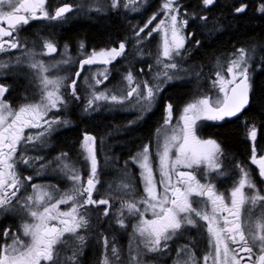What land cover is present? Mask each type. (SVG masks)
Returning a JSON list of instances; mask_svg holds the SVG:
<instances>
[{"label":"flooded vegetation","instance_id":"obj_1","mask_svg":"<svg viewBox=\"0 0 264 264\" xmlns=\"http://www.w3.org/2000/svg\"><path fill=\"white\" fill-rule=\"evenodd\" d=\"M77 1L78 0H45L44 8L50 15H55L56 10L65 4L71 6V11L69 14L55 20L45 18L33 19L30 14L24 13L22 11L18 13V15H27L29 23L17 25V30L13 32L11 37L5 36L2 38V41L4 42V50L0 51V64L7 66L0 69V86H4L7 89V91L3 94V100L5 104L14 111H18L19 108L25 104L39 103L43 98V78L45 76L51 79H58L61 82L60 94L65 100V103L59 106V110L52 109L49 111L46 117V119H51L54 117L59 121V123L53 124L52 129L45 132V134L39 139L35 140L34 143L22 142L21 145L18 146V163L16 167L18 175L22 179V186L14 197L11 196L13 189L7 188L6 186L4 188H0V198H4L7 195V198L11 200V203L7 204L3 208H0V250H2V246L5 243L11 244L13 235L17 236L24 242L25 235L23 225L26 222L28 223V220L31 221V218H33L30 215L28 208L24 206L26 204L32 206L27 199L31 195L27 196L26 194L29 190L35 189L37 193L41 190L50 192L53 194L54 200L59 199V197L65 193H75L76 201L80 203L87 198V193L85 192L83 195H80L79 190L81 185L83 187H87V180L91 175V158L88 148L92 149L96 158V177L98 180V183H96L95 189L92 193V198L96 201L106 199L104 198L105 194L102 193V190L105 186L108 188L109 183L107 184L108 186L105 185V178L110 180H118V182L122 185H129L128 189H125L127 192H129L127 194L130 196V193L135 191L134 184L136 179L139 180V171L131 161L137 153L143 151L146 145L150 146V150L152 152L156 141V134L165 121L164 117L167 114L165 109L169 103L166 101V99L161 101L160 97L154 104L153 108L144 112L142 117H137V113L133 111H120L119 109H115L117 107L105 106L104 104L98 102H94L93 105L89 107L88 96L91 94H97L102 88L101 84H103V81L101 80L102 75H99L100 70L108 73L106 83L108 89L110 90H115V84L117 83L118 78L124 74L121 71L127 72L131 70L129 68H127V70L125 69L126 66L122 59H119V56L110 63L98 62L91 65H84L83 69L81 70L80 61L87 58L88 56H91L93 50L100 52L101 50H108L112 48L118 49L120 44L124 41L118 43L110 42L106 44L108 46L103 47L104 44L102 43H90L85 37L76 36V30L80 28L82 26L81 24L84 22H82L81 19L77 21H69L66 20V17L74 12V8H78V10L82 8V6L78 7L76 5ZM87 1L90 2L91 0ZM108 1L101 0L99 4L96 5L100 10H107L103 13V15L105 13L129 14L128 16L133 19V25L137 27H144L147 21L154 14L163 11L162 5L165 2V0H137L135 5L130 3L128 7L125 8V1H123L121 3L119 2V6L114 9L112 7V0ZM231 1L232 0H214V3L211 6L205 7L202 3V0H197V4L193 5L189 4L187 0H176V4L179 6V16H181V19L183 18L187 20V25H183L187 42L186 48H190L188 47L190 43L193 46L199 45L201 43V39L193 37L195 33L194 31L196 30L201 29L203 31H201V35L210 36V40L217 33H219L214 31L213 33L208 34L204 31L211 25L216 26V12L221 8L223 9V7L224 9L230 7ZM79 3L82 5V0H80ZM240 7L242 6H239L238 8ZM3 8L4 10H10L5 5ZM134 8H136L138 11L131 13L130 9ZM236 9L237 8L233 10V14H241L245 11V7L243 12H237ZM195 10H197V13ZM258 12H261V8L258 10ZM128 16L125 17L129 18ZM201 17H207V19L202 20ZM134 19H136V21ZM152 23L154 24L155 22L153 21ZM0 24H2L4 30H9V25L6 20L0 22ZM17 36L19 38L20 46L16 49L9 48L7 41L14 39ZM152 40L154 39H149L148 41L150 42ZM49 41L56 46L57 50L55 52L49 53L44 47L45 43ZM82 44L83 48H81ZM230 52V50L226 52V54L223 56L224 59L228 57ZM123 55L124 54L122 53L121 56ZM196 57L195 62L197 59ZM98 59L101 60L100 58ZM216 60L217 59L214 57L213 53H211L209 56L202 58L201 61L197 63L198 67L197 72L195 73H212V75L209 76L210 86H212L211 81L215 68L214 62H216ZM127 61L130 65H132L131 55L128 56ZM252 61L253 57L250 56L248 66L250 73H253ZM33 62L43 63L46 71H42L40 68H33L31 66ZM144 64H146V62ZM144 64L142 73L147 72V70H144ZM77 72H79V77L76 75ZM97 79L102 81L99 83L100 86H97ZM73 81H75L76 95H73ZM92 82H95L94 87H91V84L88 85V83ZM183 82L190 83V81ZM250 84L251 92V77ZM192 87L193 93L197 91L193 85ZM208 92L210 93V90ZM208 92H204L202 94H206ZM187 103L183 104L182 106L186 105ZM182 106L181 104H178L176 107L173 106L172 115H176ZM155 110H159L160 117L158 122L155 123L152 128V136L148 139L147 132L149 133V124L145 127V131H147L146 137L141 136L138 130L141 129V125L144 126L148 117ZM245 110L231 118L225 117L223 120L201 121L195 126L197 138L202 140H215L212 134H208V137L200 134V131L204 126H207L209 130H212L210 128L211 126H219L225 121L230 122L239 120L240 123H247V121L241 116ZM11 119L12 117H8L9 122ZM249 124V127L244 128V135L250 142L251 146L248 155L245 157V161L241 163L239 159L230 160L222 152L220 154L219 160L222 164V171L224 172V175H221V179H218L215 183H213L219 190L231 188L241 179L242 175H239V172L241 171L240 166H243V168L247 170L249 177L252 179L255 185V188L258 190L263 189L264 177L260 175L258 165L252 163V157L254 150L257 159L264 157V150H261L260 146H258V150H261L259 152L255 147L252 146V144L257 140L258 127L251 123ZM44 127L47 128V125ZM253 127L256 131L255 140H252L249 137V132ZM41 131V128L28 127L24 129V134L25 136L36 137ZM137 133L138 135L136 136ZM86 135L93 137L94 142H86L84 139ZM60 141L72 142L67 148H61L60 146L56 145ZM120 141H129V144L120 146ZM174 150L176 149L173 148L172 151ZM120 153H125L124 158L122 157L123 159L119 158ZM63 154L67 155L65 156ZM21 155L29 159L31 163L23 166V161L19 160ZM58 157H60V159H58ZM65 162L68 164L69 168H74L76 174L80 175L81 180L79 182H74L73 180L69 179L70 172L69 169L64 167ZM108 164H115L113 167L118 169V173L112 174L110 172H106L105 167ZM180 171L190 172L195 175L197 179V176L193 170ZM38 172L42 173L40 177L35 175L39 174ZM29 176L31 177V180L27 181L26 179H23L24 177ZM121 176L125 177L126 179L129 178L130 183H126L124 181L121 182ZM132 177H134L135 182H131ZM180 179V177L176 175L173 177L172 175V183L184 188L185 184H177V181ZM33 186H35V188ZM114 191L115 192L112 193H116V196L119 198L121 194L116 191V188ZM54 200L48 201V203H52ZM262 202H264L263 199L256 200L255 203L250 201L248 204L249 209L245 208L244 213L241 211V223L244 225V231L246 237L249 238V240H251V237L248 235L249 231L256 233L257 235L261 234V229L258 225L264 221V214H258V205L256 203L260 204ZM194 205L196 204L194 203ZM94 206L95 207L90 206V208L81 207V213L86 219H88V217H90L92 214L97 217L99 215L102 216V205L97 204ZM221 215L222 217H228L230 220L232 219V216H230L227 212H224ZM111 216L113 218L112 227L116 233V236L112 238L110 244L111 254H114L113 248L116 249V254H114V256H116L118 255L119 250L122 253V248L124 247L123 254L127 256L129 264H131V256L129 257V253L127 252L126 248L128 244L127 234L130 231V227H132L131 221L128 220V218L122 219L124 223L123 226H121V224H119V216V219L117 217H115V219L112 214ZM194 218L197 221L196 227L189 225L185 228H182L179 231L181 232V235L175 237V239H177L175 245H173L172 241L169 240L167 241V248L157 252H161L162 256L159 264H172L173 262L176 263L178 260H188L189 256L194 257L196 264H213V253L207 262L204 261V257L211 253V251H214V249L210 247L209 242L211 237L208 232L206 222L202 221L199 217L194 216ZM50 223L56 224L57 222L52 221ZM223 224L224 221L221 218L220 225L223 226ZM196 229H198L200 233H196ZM6 230H9L10 232V235L7 238L4 235ZM67 236L69 235H66L64 238ZM102 237L109 239L111 235H108L107 233V236L103 235ZM26 240L27 244L30 243L31 237L26 236ZM67 240H70V237L56 246L58 251V264H69V260L75 255L72 254L68 257V260L64 259L63 262L61 261L60 248ZM138 243L141 247L140 252L144 256H146V254L155 255L146 252L144 249V244H140V240H138ZM195 243H198L199 245L201 243L202 247L198 248ZM259 243V240H257L253 245L254 254L251 257V260L249 259V254L247 252L240 251L237 244H232L229 241V247L236 249L237 259L240 260V264H254L257 256L261 254ZM121 244H123V247H121ZM181 249H184V251L181 252ZM87 250L88 248H86L84 243L82 249H78L76 252L78 255L74 264H84L83 260ZM100 255L101 250L97 249L95 264H97V259L100 257ZM99 263L100 262H98V264ZM137 263L142 264L139 252H137L135 264ZM41 264H51V262L41 261ZM189 264H192V261H189Z\"/></svg>","mask_w":264,"mask_h":264},{"label":"snow or ice","instance_id":"obj_2","mask_svg":"<svg viewBox=\"0 0 264 264\" xmlns=\"http://www.w3.org/2000/svg\"><path fill=\"white\" fill-rule=\"evenodd\" d=\"M120 0H112V7L115 9L119 6ZM137 0H125L124 7L136 4ZM205 7L214 3V0H202ZM45 0H0V22L7 21L9 30H4L0 24V51L4 50V42L2 38L5 36L11 37L13 32L17 30V25L28 24L29 19L27 15H18L20 12L30 14L33 19H60L66 12L71 11L70 6L60 7L56 10L55 15H50L44 8ZM7 5L8 9L4 10L3 6ZM164 18L147 35H151L152 31L163 29L165 34L164 46L162 56L165 60L170 61L164 67L175 69L178 65L171 62L174 56L181 55V49L184 48L186 37L182 35L181 25H187L186 19H178L179 6L176 0H165L162 5ZM99 10V9H97ZM133 10H137L134 8ZM237 12H243L244 7L236 9ZM264 11V5L261 7ZM159 13L154 14L136 33L137 36L144 32L145 29L157 19ZM206 20L207 17H201ZM169 32L171 39L169 40ZM199 43V42H197ZM8 47L16 49L20 46L18 36L14 39L7 41ZM44 47L49 53L55 52L56 46L52 42H46ZM83 48V44L81 45ZM125 50V44L121 43L119 49L112 48L108 50H101L96 52L93 50L91 56L80 61L81 70L84 65H91L98 62L110 63L120 56ZM240 53L238 57L231 60L227 67V74L231 79H226L222 72H217V81L214 83L219 84V91L223 94L222 99L217 98L215 102H211L209 98H202L196 102L189 103L183 109V126L176 125L172 129V133L164 142L162 151L158 149L157 155L159 156V172L161 176L160 185L163 187V193L157 191L156 181L153 176L152 162L149 156L150 146L146 145L142 153H138L137 157H133V162L138 164L142 169L141 175L145 182L144 192L145 198L136 201L130 200L126 203L130 213H140V223L136 227V231L145 237V246L149 251H159L167 248V241L171 240L183 228L184 225L197 226V221L194 218L199 217L207 223L208 232L210 234V247L214 249L213 264H240L237 259L236 249L229 247V241L232 244H237L239 250L247 252L251 260L253 253V245L259 240L260 252L254 264H264V221L258 226L261 229V234L257 235L249 231L251 240L246 237L244 225L241 223V207L245 202L246 194L243 191L245 187L254 188L255 185L249 177L247 170L240 166L242 177L239 180V185L234 187L231 191V206L225 203V196L216 190V186L211 182L207 184L200 183L195 175L190 172L178 171V166L184 168H191L193 165L199 166L201 163H207L210 170L215 171L217 175H224L222 171V164L219 156L222 152L220 145L212 139L202 140L198 139L195 131L196 121L200 119L206 120H223L225 117H232L239 113L249 102L250 72H249V59L250 55L244 49H238ZM98 58H105L99 60ZM7 65L0 64V69ZM33 68H40L46 71L43 63L33 62ZM79 77V72H77ZM104 79H107V75ZM169 79L173 77L168 72L163 73ZM126 79L129 84H133V76L130 72ZM97 79V83H101ZM60 81L58 79H51L45 76L43 78V98L39 103L25 104L14 111L3 100V94L7 91L6 87L0 86V188L13 189L11 196H16L22 186V179L17 172V151L18 146L22 142L34 143L35 140L42 137L45 132L52 129V125L59 123L56 118L46 119L48 112L52 109L59 110V106L65 103L62 95L60 94ZM146 89H140L139 84L130 87L127 92V97L131 98L136 95L138 100H146L150 107L155 100L158 92L161 91L159 85L152 86L148 83L143 85ZM73 95L75 92V81H73ZM78 98V97H77ZM125 97L111 95L106 96L104 93L93 95V99L89 100L88 105L91 107L94 101L97 100H111L112 102L122 103ZM166 119L165 123L171 122L173 106L169 103L166 106ZM8 117H12L8 121ZM47 125V128L44 126ZM41 128L42 131L36 137L25 136L24 129ZM249 137L255 140L256 131L253 127L249 132ZM85 141L94 142V138L86 135ZM176 149L175 158L170 157L171 150ZM91 158V175L87 180V187L81 185L80 195L87 193V198L82 203H74L70 211H60L59 205L66 204L69 201H75V193H65L59 199H55L50 192H42L38 197L29 196L27 199L32 206L24 205L28 208L30 215L34 218V223H25L23 225L24 235L31 237V242L25 244L17 236H12L11 244L5 243L0 250V264H41V261L51 262V264H58V251L56 246L61 243V238L65 233H76L78 229L87 226V219L79 212V208L85 205H104L108 204L107 199L96 201L92 198V193L98 183L96 177V158L91 148H88ZM67 155V154H63ZM60 159V157H58ZM25 164H30V160L24 156H20ZM252 163L257 164L259 167L260 175L264 177V157L257 159L255 150L252 157ZM64 167L69 169V179L74 182L81 180L80 175L76 174L74 168H69L65 162ZM181 179L177 184H185L181 188L172 183V175ZM186 178V179H185ZM23 179L31 180V177H24ZM35 188V186H33ZM122 187L128 188L129 185L123 184ZM170 193V195H169ZM206 197L211 204V214L208 211L201 210L193 207V201L189 199L190 196ZM46 198V199H45ZM258 199H264L258 193L252 197V202L255 203ZM48 203V201H53ZM11 203L7 198H0V208L5 207ZM145 205L143 211L140 210L139 205ZM42 208V210H41ZM149 209L152 210L153 219H144V213ZM227 212L232 219L222 217V213ZM108 209L104 210V215H108ZM184 214V215H181ZM194 214V216H193ZM223 219L224 224H219L220 219ZM50 221H56V224H51ZM123 226V220L119 221ZM7 238L10 235L9 230L4 233ZM83 240V237H78ZM162 241L164 242L162 245ZM181 252L184 249L180 250ZM113 253L116 254V249L113 248ZM179 256V253H178ZM212 256L209 253L204 257L207 262ZM196 264L194 257L189 256L188 260H178L177 264ZM104 264H109L106 258Z\"/></svg>","mask_w":264,"mask_h":264},{"label":"rangeland","instance_id":"obj_3","mask_svg":"<svg viewBox=\"0 0 264 264\" xmlns=\"http://www.w3.org/2000/svg\"><path fill=\"white\" fill-rule=\"evenodd\" d=\"M100 1L101 0H91L90 2H88L87 0H82V5H81V3H79L80 0H78L76 5L78 7L82 6V8L80 10H78V8H74V12L71 13L70 15H68L66 17V20H69V21H77L80 19L81 20H87L88 17L86 15L89 16V15L93 14L94 12L99 13V14H103L107 10H105V9L97 10L98 8L96 6L97 4H99ZM123 1H125V0H120V3ZM5 6L7 7V5H5ZM130 10H131V13L138 11V10H133V9H130ZM177 15H178V19H181V16H179L178 13H177ZM163 18H164V12L161 11L159 13V15H157V19L154 20L155 23L154 24L152 23L153 25L151 24L150 26H148L144 32L140 33L139 36H137L136 33L143 26L137 27V26L133 25L131 27L132 28L131 29L132 30L131 35L130 36H129V34L126 35V40L123 42L125 44V51L123 52L124 55L119 56V59H122L123 63L126 66L125 69L127 70V68H129L131 71H127V72L121 71L124 74H122L118 78L117 83L115 84V90L108 89L106 79H104V75H102L101 80L103 81L102 82L103 84H101L102 88L98 93H104L106 96H111V95L123 96V97H125L123 102L118 103V102H112L111 100L94 101V102L102 103L105 106L117 107L115 109H119L120 111H126V112L127 111H133V112L137 113V117H142L144 112H146L147 110H151L153 108L154 104L158 101L162 91L164 90V88L167 85L172 84V83H176V82L190 81V83L194 86V88L197 89V91H195L192 94L191 100L186 105L182 106V108L177 112L176 115L171 116V122L169 124H166L164 121V124L160 127V129L158 130V132L156 134V141H155L152 152L150 150L149 156H150V159L152 162L153 176H154L155 181H156L157 191L160 193H163V187L160 185L161 176H160V172H159V156L157 155L158 149L162 151L166 138L171 135L172 129L176 125H180L181 127L183 126V120H182L183 109L189 103L196 102L202 98H209L211 102H215L217 100V98L222 99L223 94L219 91L220 86L218 83H214L217 81L216 73L222 72V74L225 76L226 79H231V77L227 74V67L229 66L230 61L235 59L236 57H238L240 54L238 52V49L235 48L233 51L230 52V54L228 55L227 58L224 59V57L221 56L217 59L216 62H214L215 68H214V74L212 76V81H211L212 86L209 85V79H210L209 76H211L212 73H195V72H197V67H198V64L195 62V57H196L195 52H194L195 50L192 48H186V46H187L186 40H185L184 48L181 49L182 54L179 56H174L173 60L171 61V62L176 63L178 65V67L175 69H171V68L166 69L164 67V65L166 63H169L170 61L165 60L162 56L164 40H165L164 30L161 29L158 31H152V34L150 36L147 35V33L149 31H151L153 28H155V26ZM215 27L216 26L211 25L208 29L205 30L206 33L209 34V33H213L214 31H218V27H216V29H215ZM181 28H182V35H184L186 37L183 25H181ZM168 38H169V40L171 39L170 32H169ZM149 39H154V40L149 42L148 41ZM130 55L132 56V65H130L127 61L128 56H130ZM100 59L103 60L105 58H100ZM224 60H226V61H224ZM145 62H146V64H144ZM143 64H144V70H147L146 73H142L143 72ZM248 66H249V63H248ZM139 69H142V70H139ZM130 72L132 73V76H133V84L132 85H130L129 81L126 79L127 75ZM164 72H168L169 75L172 76L173 78L169 79L167 76H164L163 75ZM99 73H104L105 75L108 76V73H105L102 70H100ZM251 74L252 73H250V77L252 76ZM145 83H148L152 86L159 85V87L161 88V91L157 93L156 98L152 102L150 107L148 106V102L146 100H138L136 95H133V97H131V98L127 97V92L129 91L130 87L135 86V84H139L140 89L142 91H144V93L146 95V89L143 88V85ZM89 84H91V87L95 86V82L88 83V85ZM97 86H100V84H98ZM209 90H210V93L208 92ZM204 92H208V93L202 94ZM92 99H93V94L88 96V101L92 100ZM166 115L164 117L165 119H166ZM205 120L206 119L197 120L196 124H199L201 121H205ZM142 152L143 151H141L139 153H142ZM137 154L135 155V157H137ZM175 155H176V150H174V151L171 150L170 157L172 159H174ZM219 158H220V156H219ZM131 162L137 167V169L139 171V180L136 179V182H135L134 177H132V180H131V182H135V184H134L135 191H132V193H130V196H129V194H127L129 192H127V190H126L128 188L125 189L124 187H122V184H120L118 182V180H110V179L105 178L104 179L105 185H107L109 183V187L106 188V186H105L102 190V193L105 195H106V193H108L110 196H112V199L115 202V204L113 205L111 210H110L109 204L102 205V208H103L102 213H101L102 216L99 215L97 217L94 214L90 215V212H89L90 217H88V219H87V221H88L87 226L78 229L76 233H65L64 234V236L61 238V241L63 242L64 240H66L69 237H70V240H67L64 243V245L61 246V248H60V251H61L60 259L62 262L64 261V259L68 260V257L70 255L75 254L74 257L69 260L70 261L69 264H74L76 262L77 255H78V253H76L77 250L82 249L83 244L85 243V246L88 249L90 247H92L94 250H96V249L101 250V255L97 259V264H98V262H100L99 264H104V261L106 258L108 259L109 264H129L127 256L125 254L121 253L120 250L118 252V255H116V256H114V254H111L110 244H111L112 238L116 236V233L112 227V221H113L112 216L110 215L109 217L104 218L106 216V215H104V210L108 209V210H110V212L112 213L114 218L115 217L118 218V216H119V218H120V219L118 218L119 221L121 219H127V218H128V220L131 221L132 227H130V231L127 234L128 235L127 236L128 244L126 247L127 252L129 253V257L131 256V261H132L131 264L136 263L137 252H139V254H140L142 264H159V261L162 258L161 252L157 253L158 251H149L148 248L145 246V237H142L136 231V227L140 223V220H141L140 213L139 212L130 213L128 208L126 207V203L128 201H130V200L139 201V200L145 198V196H146V194L144 192L145 182H144V179L141 175L142 169L139 167L138 164L133 162V159ZM22 165L25 166L27 164L24 163ZM113 165H115V164H112V165L108 164L105 167V171L110 172L112 174L113 173L117 174L118 169L114 168ZM120 166H121V164H120ZM53 170H54V168H53ZM177 170L178 171H180V170H193L197 176L198 181L202 184H207L209 182H211L213 184L218 179H221V175H217V173L215 171L210 170L207 166V163H201L199 166L193 165V167H191V168H184L182 166H178ZM38 173L39 174H35V175L37 177H40L42 173H40V172H38ZM239 175L240 176L242 175L241 171L239 172ZM173 177H175V173H173ZM27 181H29V180H27ZM120 181L130 183L129 178L126 179L123 176L120 177ZM238 185H239V181L237 183H235L234 186H232L231 188H228V189L219 190L216 188V190L219 193L224 194L225 203L228 204L229 206H231V195H230L231 191L234 187H236ZM115 188H116V191H118L122 196L127 197V201L126 200L123 201L124 199H119L116 196V193L115 194L112 193V192H115L114 191ZM130 189H131V186H130ZM243 191L246 194V199H245L244 204L241 207V211H243V213H244L245 208L249 209L248 204L250 203V201H252L253 196L257 195V193H258L261 197H264V186H263V189H260V190L256 189L255 187L254 188L245 187ZM42 192H45V191L41 190L40 192L37 193V191L35 189H31L26 194H27V196L31 195L32 197H37V196H40V194ZM169 195H170V193H169ZM189 199L196 204V205H194V203H193V205H194L193 207L199 208L201 210L206 209L208 211V213L211 214V204L207 200L206 197H197V196L193 195V196H190ZM258 200H260V199H258ZM74 203H77V201L76 200L75 201H69L66 204H61V205H59V210L60 211H70V209ZM256 204L258 205V210H257L258 214H261V213L264 214V202H262L260 204L259 203H256ZM90 206L95 207L94 205H85L84 207L90 208ZM139 207H140V210L143 211L145 205L140 204ZM79 212L81 213V208H79ZM181 215H184V214H181ZM193 216H194V214H193ZM143 218L144 219H153L154 217L152 215V210L149 209L147 212H145ZM34 222H35L34 218H31V221L28 220V223H34ZM50 222H52V221H50ZM116 223H117V221H116ZM219 224H220V221H219ZM187 226H189V225H184L183 228H185ZM206 226H207V223H206ZM207 229H208V226H207ZM23 230H24V228H23ZM106 232L109 235H111V237L109 239L102 237ZM196 233H200V231L198 229H196ZM66 235H69V236L64 238ZM125 235H126V233H125ZM179 235H181V232H178L177 235H175L171 239L173 245H175L176 241H177V239H175V237H177ZM81 236L83 237V240L78 239V237H81ZM71 239H73V240H71ZM138 240H140V244L141 243L144 244V249L146 250V252H148L150 254H155V255L146 254V256H144L140 252L141 247L139 246ZM24 243L27 244L26 236L24 239ZM163 243L164 242L162 241V245H163ZM195 245L198 248L202 247L201 243H200V245L198 243H195ZM162 250H159V251H162ZM211 253H213V257H214V255H215L214 251H211ZM137 264H140V263H137ZM172 264H177V262L176 263L173 262Z\"/></svg>","mask_w":264,"mask_h":264},{"label":"trees","instance_id":"obj_4","mask_svg":"<svg viewBox=\"0 0 264 264\" xmlns=\"http://www.w3.org/2000/svg\"><path fill=\"white\" fill-rule=\"evenodd\" d=\"M187 2L191 5L197 4V0H187ZM262 5H264V0H232L230 7H227V9L223 7V9H219L215 14V25L216 27L218 26L217 32L219 33L210 40V36L201 35L203 32L201 29L196 30L194 31L193 37L201 39V43L196 46L190 43L188 46L195 50L194 52L197 56L196 63L200 62L202 58H206L211 53L218 59L224 56L228 50L233 51L235 48H242L247 54L253 57V73L251 74L252 89L249 97V106L241 115L247 123H240L239 120L230 122L225 121L219 126H209L212 130L204 126L200 131V134L206 137L209 136L208 134H212L213 138L219 143L222 153L230 160L239 159L241 163L245 161V157L248 155L251 147L250 142L244 135V128L249 127V123L258 127L257 140L252 146L257 150V147L260 146L261 150H264V11L258 12ZM239 6H244L245 11L241 14H233V10ZM195 12L197 13V10H195ZM86 16L88 19L81 20L84 23L76 30L75 34L76 36L85 37L90 43H102L104 44L103 47H106L108 46L106 44L110 42L118 43L125 41L126 35L129 34L130 36L132 33L131 27L133 25V19L126 14L105 13L103 15L95 14L94 12ZM134 20L136 21V19ZM192 93L193 87L191 83L182 81L167 85L161 93L160 98L161 101L166 99L168 103L176 107L178 104L182 106L190 101ZM159 117V110H155L148 117L144 126H140L141 129L138 130L139 134L146 137L147 131H145V127L149 124V133L147 132V138L149 139L153 134L152 128L154 124L158 122ZM137 135L138 133L136 136ZM71 142L72 141H60L56 145L61 148H67ZM128 144L129 141L119 142L120 146ZM124 156L125 153H120L119 158H124ZM104 198L109 201L108 204L111 210L115 204L112 196L106 193ZM119 199L127 201L126 196L120 195ZM110 210H108L109 214L104 218L112 214ZM107 232L104 234L105 236H107ZM121 247H123V244H121ZM123 250L124 247L122 248V253ZM96 256L97 249L94 250L90 247L83 260L84 264H95Z\"/></svg>","mask_w":264,"mask_h":264},{"label":"water","instance_id":"obj_5","mask_svg":"<svg viewBox=\"0 0 264 264\" xmlns=\"http://www.w3.org/2000/svg\"><path fill=\"white\" fill-rule=\"evenodd\" d=\"M64 6H70V5L65 4V5H63V6H61V7H64ZM210 6H211V5H210ZM70 7H71V6H70ZM59 8H60V7H59ZM69 13H70V11H69V12H66L64 15H67V14H69ZM249 95H250V91H249ZM248 104H249V102H248ZM248 104H247V105L245 106V108L242 109L241 111L245 110V109L248 107ZM241 111H240V112H241ZM240 112H239V113H240ZM239 113H237V114H239ZM237 114H236V115H237ZM236 115H235V116H236ZM232 117H234V116H232ZM227 118H231V117H227Z\"/></svg>","mask_w":264,"mask_h":264}]
</instances>
